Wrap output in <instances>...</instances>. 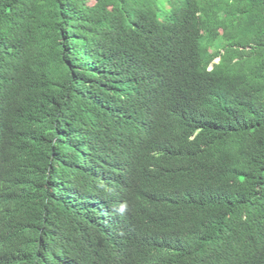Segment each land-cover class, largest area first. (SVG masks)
<instances>
[{
  "label": "trees",
  "instance_id": "1",
  "mask_svg": "<svg viewBox=\"0 0 264 264\" xmlns=\"http://www.w3.org/2000/svg\"><path fill=\"white\" fill-rule=\"evenodd\" d=\"M0 264H264V0H0Z\"/></svg>",
  "mask_w": 264,
  "mask_h": 264
}]
</instances>
